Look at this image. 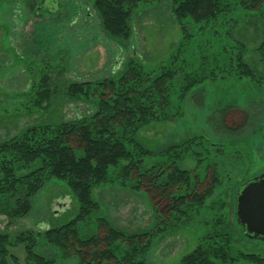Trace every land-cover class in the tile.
<instances>
[{
	"label": "rangeland",
	"instance_id": "rangeland-1",
	"mask_svg": "<svg viewBox=\"0 0 264 264\" xmlns=\"http://www.w3.org/2000/svg\"><path fill=\"white\" fill-rule=\"evenodd\" d=\"M93 1L0 0V140L28 124L92 113L91 101L66 99V83L112 76L129 58L148 69L183 59L197 71L203 65L209 72L211 62L224 53L223 46L232 45V36L244 41L248 58L257 56L253 46L260 41L264 0L259 10L246 6L249 0H231L230 8L209 26L199 28V23L185 19V32L172 0H146L133 11L125 40L112 38L101 28ZM44 76L52 79L55 93L38 108L36 85ZM224 76L194 85L182 100H175L179 108H171L172 115L146 122L134 132L135 140L150 152L143 157L142 168L173 162L189 170L185 190L190 194L178 212L168 218L160 215L162 209L148 192L123 177L122 160L109 168L108 181L91 189L96 206L78 223L80 236L102 235L100 218H104L125 233L152 234L144 253L148 264H181L200 239L225 230L231 232L233 253L218 264H252L241 255L246 253L264 258V241L246 237L233 214L242 181L264 171V84ZM183 144L188 150L182 149ZM74 153L83 152L74 148ZM214 176L215 184L201 203L188 201L192 191L200 194L210 187ZM29 201L28 214L12 223L0 214V231L14 235L30 230L35 252L52 257L53 264H78L76 255L62 257L43 236L46 228L79 213V201L67 183L51 177ZM9 251L15 256L11 264H26L21 244Z\"/></svg>",
	"mask_w": 264,
	"mask_h": 264
},
{
	"label": "trees",
	"instance_id": "trees-1",
	"mask_svg": "<svg viewBox=\"0 0 264 264\" xmlns=\"http://www.w3.org/2000/svg\"><path fill=\"white\" fill-rule=\"evenodd\" d=\"M145 1L94 0L93 7L101 28L110 37L125 40L130 35L133 11ZM260 1L249 0L250 4L246 6L258 9ZM231 2L172 0L174 14L184 32L185 19L204 28L227 11ZM259 29L260 41L253 46L256 57L248 58L244 41L232 36V45L223 46L224 53L211 62L209 72L203 65H198L200 71H197V66L191 67L183 59L169 60L167 64L162 62L156 68L148 69L138 59L129 58L122 70L112 76L96 81L67 82L66 99L91 101L92 113L70 120L28 124L16 134L0 140V214L9 223L25 217L30 209V196L47 179H63L79 201V213L62 225L46 228L43 231L46 242L57 247L62 257L76 255L78 264H148L144 253L151 240L149 231L125 233L100 218V226L105 227L102 235L98 232L85 236L78 234V223L86 220L96 206L91 189L108 181L109 168L125 160L121 166L123 177L132 179L137 189L144 188L148 192L157 208L162 209L160 215L168 218L178 212L179 205L186 203L190 194L186 191L191 180L189 170L173 162L142 168L143 157L150 152L135 140L134 132L146 122L172 115L171 108H179L175 100H182L194 85L206 79H223L224 75L230 74L235 79L246 77L255 86L263 85L264 24ZM44 77L36 85L33 102L38 108L48 104L55 93L52 79ZM188 147L183 144L182 149L188 150ZM74 148H81L83 153L77 156ZM251 177L243 180L241 185ZM215 180L214 176L211 186L200 194L191 189L188 201L201 203ZM231 243L230 231L203 237L181 258V264L224 262L233 253ZM19 244L24 248L26 264H53L52 257L34 251L36 240L30 230L14 235L0 231V264H11L10 260L15 256L9 247ZM241 255L252 264H264V258L258 253Z\"/></svg>",
	"mask_w": 264,
	"mask_h": 264
},
{
	"label": "water",
	"instance_id": "water-1",
	"mask_svg": "<svg viewBox=\"0 0 264 264\" xmlns=\"http://www.w3.org/2000/svg\"><path fill=\"white\" fill-rule=\"evenodd\" d=\"M234 216L246 237L264 241V171L243 182L238 189Z\"/></svg>",
	"mask_w": 264,
	"mask_h": 264
}]
</instances>
